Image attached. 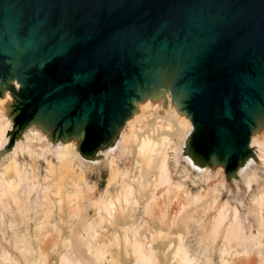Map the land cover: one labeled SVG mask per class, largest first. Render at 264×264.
Listing matches in <instances>:
<instances>
[{"label": "water", "instance_id": "water-1", "mask_svg": "<svg viewBox=\"0 0 264 264\" xmlns=\"http://www.w3.org/2000/svg\"><path fill=\"white\" fill-rule=\"evenodd\" d=\"M164 72L194 140L238 165L264 116V0H0V80L18 130L40 116L88 141L93 127L95 152Z\"/></svg>", "mask_w": 264, "mask_h": 264}, {"label": "bare ground", "instance_id": "bare-ground-1", "mask_svg": "<svg viewBox=\"0 0 264 264\" xmlns=\"http://www.w3.org/2000/svg\"><path fill=\"white\" fill-rule=\"evenodd\" d=\"M10 84L20 90L17 79ZM174 86L175 75L162 73L160 81L134 101L131 116L115 126L111 136L115 138L100 141L96 153L105 160L108 174L100 200L95 202L97 219L87 232L91 238L89 249L102 263L106 259L107 264H143L136 230V234L145 235L147 246L155 251L153 264H187L183 254L176 255V249L198 222L209 215L210 208L222 198L224 187L235 196L248 190L251 207L255 209L253 214L257 211L259 223L264 227V174H261L264 116L257 117L248 144L255 154L240 158L237 177L230 185L226 179V159L207 151L211 139L208 143L203 140L205 136L194 140L199 127L182 103L183 95ZM15 102L12 88L9 84L2 86L0 80V151L7 145L14 126ZM19 131L15 146L0 161V230L11 246L26 257L31 244L24 235L26 232L28 236L34 235L41 253L45 259L49 258L48 264H60L74 233L80 203L89 196L86 195L89 167L99 170L101 166L95 158L82 154L89 141L96 139L98 130L90 128L87 141L82 126L62 132L36 116ZM190 135L193 156L185 150ZM53 149L60 153L53 155ZM120 150L128 160L126 168L120 164L117 155ZM23 155L28 157L29 166L20 162ZM172 158L182 165L184 177L193 183L206 180L198 197L189 184L171 180ZM40 186V193L36 194ZM143 220L145 224L138 230L137 225ZM110 229H115V234H109ZM220 231L218 222L212 228L213 237L217 238ZM239 235V228L230 227L225 238L232 246ZM245 243L244 253L233 254L231 264H246L248 260H240L243 256L264 255L261 241Z\"/></svg>", "mask_w": 264, "mask_h": 264}, {"label": "rangeland", "instance_id": "rangeland-1", "mask_svg": "<svg viewBox=\"0 0 264 264\" xmlns=\"http://www.w3.org/2000/svg\"><path fill=\"white\" fill-rule=\"evenodd\" d=\"M19 133L20 131L15 127L14 123V126L8 135V143L4 149L0 151V161L4 158L6 153L13 149L17 139L19 138ZM190 138L191 135L186 141L185 150L187 154H191L193 156L190 151ZM173 146L175 147V145ZM174 147L173 150L175 149L174 151H176L177 148ZM96 151L97 150H95V152L89 150V147L86 151H82V154L98 160L101 166L99 170L89 167L86 187V195L89 194V196L85 202L80 203V214L73 225L74 233L69 239L67 249L61 256L60 264H107L106 259L104 260V263L100 262L88 246L91 238L87 231L97 219L95 202L100 200V194L102 193L106 183V175L108 174L105 160L102 156L97 155ZM51 152L53 155L60 153L58 149H53ZM254 154V150L249 147L248 151L245 153V158H250ZM117 155L121 160V166L126 168L128 166V160L125 158L124 152L120 150ZM19 159L22 164L27 166L30 165L28 157L25 155L20 156ZM78 161L80 164L85 165V162L82 159L78 158ZM239 164L232 165V168H229V170L226 171V179L230 185L234 183V177H237ZM181 167L182 165L176 163L172 158L170 173L171 180L173 182L181 181L189 184L194 192V196L198 197L201 189L206 186V180L201 179L200 182H197L196 184L193 183L192 180L184 177L186 173L183 171V167ZM44 171L45 169L43 167V172ZM262 173L264 174V167L261 171V174ZM262 183H264V180ZM40 190L41 186L39 187V190L36 191V194H39ZM222 191V198H220L210 208L209 215L205 216L198 222L196 227L193 228L194 231L192 230L188 233L176 249V255L183 254L187 264H191L193 262H196V264H231L233 254L244 253V250L246 249V241H261L264 247V227L259 223L257 211H255V215L253 214L255 209L251 207L252 196H250V192L248 190L246 192H239V194L235 196L232 190H227L225 187ZM84 193L85 191L82 192L83 195ZM143 221L144 223L142 222L137 225L138 230L144 226L145 220ZM218 222L221 223V231L219 232L217 238H215L212 234V228ZM230 227L234 229L239 228L240 231V235L236 240V243L232 246H230L229 242L225 238L227 230H229ZM115 232V229L109 230V234H115ZM136 233L137 231L135 230L134 234L137 235L136 242L138 243V250L140 252L142 263L153 264L152 260L155 258V251L147 246V240L144 234L140 232L138 234ZM24 236H26V240L29 241V245L31 244L28 248V252H30L28 257L21 255L17 249L12 247L8 239L3 236V233L0 230V264H48L49 258L45 259L44 255L41 253V250L35 241V236H28L27 232ZM253 255L256 256L253 257ZM244 257L246 256H243L240 260H248L245 261L246 264H254L250 263L253 261L255 264H264V255L254 253L246 258ZM249 258H252V261Z\"/></svg>", "mask_w": 264, "mask_h": 264}]
</instances>
